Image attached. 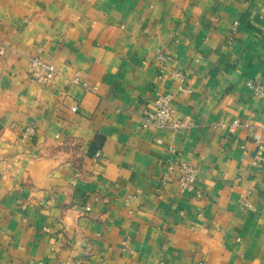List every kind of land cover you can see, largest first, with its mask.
Returning <instances> with one entry per match:
<instances>
[{"label": "crops", "instance_id": "crops-1", "mask_svg": "<svg viewBox=\"0 0 264 264\" xmlns=\"http://www.w3.org/2000/svg\"><path fill=\"white\" fill-rule=\"evenodd\" d=\"M3 47L0 264H264V0H0ZM159 93L186 128L141 127Z\"/></svg>", "mask_w": 264, "mask_h": 264}, {"label": "built area", "instance_id": "built-area-1", "mask_svg": "<svg viewBox=\"0 0 264 264\" xmlns=\"http://www.w3.org/2000/svg\"><path fill=\"white\" fill-rule=\"evenodd\" d=\"M237 23L234 24V28L237 27ZM229 44H232V40L229 41ZM4 47L0 50V55L4 54ZM167 56L163 54L161 51L157 53V61L160 65V75L159 79L162 80L166 77L169 79L183 82L186 79V76L179 71H171L168 70L167 67ZM27 70L28 76L30 80L40 86L50 85L54 83V81L60 77V73L54 67V65L45 62L40 57H27ZM71 83L73 85L81 86L88 92H96L95 87L89 86L87 83L82 81L80 73L76 72L71 79ZM247 88L255 93L257 98L259 99L261 105L264 106V87L255 82H248L246 84ZM180 91L184 94H190L191 91L181 86ZM73 112L77 111L76 107L72 108ZM175 111L171 105V96L168 94L159 93L156 96L155 104L149 111H146L141 117V127L143 129H153V130H161V129H174L179 130L186 128L188 125L186 122H180L175 120L174 118ZM242 124L240 121L235 120L232 124V127H240ZM248 126V125H245ZM264 131V125L260 127ZM37 136L36 127L34 125L26 127L20 134V139L22 142H27ZM259 154H264V145L260 146ZM258 168H261L262 165L260 163H256ZM176 168L179 174L178 185L181 191L193 193L196 198H201L202 194L198 190V182L199 175L197 169L187 163L180 162L176 166L169 165V169ZM240 204L242 207L247 208L251 211H255L254 205L250 203V201L246 198L245 195L240 197ZM199 264H209L206 261H202Z\"/></svg>", "mask_w": 264, "mask_h": 264}]
</instances>
